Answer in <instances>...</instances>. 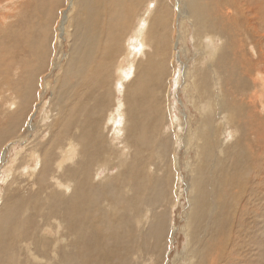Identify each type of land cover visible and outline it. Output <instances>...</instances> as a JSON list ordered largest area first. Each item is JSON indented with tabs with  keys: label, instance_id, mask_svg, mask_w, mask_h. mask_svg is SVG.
Here are the masks:
<instances>
[{
	"label": "rangeland",
	"instance_id": "374dc122",
	"mask_svg": "<svg viewBox=\"0 0 264 264\" xmlns=\"http://www.w3.org/2000/svg\"><path fill=\"white\" fill-rule=\"evenodd\" d=\"M255 2L0 0V264H264Z\"/></svg>",
	"mask_w": 264,
	"mask_h": 264
},
{
	"label": "bare ground",
	"instance_id": "6f19581e",
	"mask_svg": "<svg viewBox=\"0 0 264 264\" xmlns=\"http://www.w3.org/2000/svg\"><path fill=\"white\" fill-rule=\"evenodd\" d=\"M256 2H255V4H256V9L257 8H261V9H263L264 8V0H255ZM250 2H251V0H250ZM117 3V2H116ZM99 4V3H98ZM90 5H86V8H88ZM120 6V5H119ZM95 8H97V3H96V1H94V3L89 7V15H90V13L92 12V10H94ZM123 9V8H122ZM264 19V18H263ZM251 20V19H250ZM249 21V20H248ZM258 21V20H257ZM247 23V22H246ZM250 23V22H249ZM142 24V23H141ZM83 26V25H82ZM259 26V25H258ZM259 28V27H258ZM257 28V29H258ZM88 29V28H87ZM86 29V30H87ZM89 34L90 36L88 37L86 34ZM87 33H85L82 37H83V40L84 41H86V42H88V43H91V41L93 40V39H96V36H95V34L94 33H92L90 30H88L87 31ZM260 33H262V32H260ZM112 35V34H111ZM101 36V35H100ZM4 37V36H3ZM109 37V36H108ZM144 37V36H143ZM259 38H262V37H259ZM11 40V39H10ZM15 40V39H14ZM144 39L142 38V41H143ZM264 40V39H263ZM18 42V41H17ZM13 43H15V42H13ZM149 43V42H148ZM142 45V44H141ZM108 46V45H107ZM19 48V47H18ZM109 50V49H108ZM104 51V50H103ZM105 52V51H104ZM111 52V51H110ZM23 53V52H22ZM100 54V53H99ZM6 64V63H5ZM2 65V64H1ZM0 65V66H1ZM78 67L79 66H81L82 68H83V64L81 63V62H78L77 64H76ZM147 65V64H146ZM99 67H100V65H99V62L96 60V62H95V65H94V67H91V70L93 71V74H94V77L96 78V81H98L97 82V84L99 83V85L97 86V87H95V88H93L92 90H86V92H84L83 94H82V97L80 96V95H77L76 96V98L77 99H81V98H83V100L80 102V103H77L76 105H75V107L74 108H72V109H70V111H69V113H67L68 114V121L66 122V126H65V124H64V127H65V129H64V131H62V132H60L61 134H63V136H65V133L67 134V137H68V139L69 138H71L72 137V134H71V132H70V128L72 127V123L73 122H75L76 121V119L74 118V116H77V118H78V116H79V106L80 105H82V102H88L90 99H91V97H92V95H93V93H95L96 92V90H98V89H103V85L100 87V71H102V67L99 69ZM1 68V67H0ZM143 68H147V67H143ZM97 71V72H96ZM98 71H99V73H98ZM147 71V70H146ZM153 72V71H152ZM147 73V72H146ZM145 73V75H144V73H142V76H141V78H139V79H137V80H133L132 82H133V87L129 90V93H135L137 90H138V88H139V90H140V92L142 93V94H144L145 96H147V97H149V96H151V94H152V90H151V86H149L150 85V80H151V78L147 75ZM1 74V73H0ZM157 75V74H156ZM87 74H86V72H84V74H83V79H81V81H84V80H86L87 79ZM157 77V76H156ZM153 78H154V76H153ZM0 79H2V78H0ZM75 79H77V78H75ZM157 79V78H156ZM158 87H156L155 89H157ZM159 89V88H158ZM106 91H103V92H97V97L95 98V101H96V104H95V106H96V112L94 113V117L92 118V120H95V119H102V117H103V114L105 113H107V115H108V112H107V110H109V107H110V104L109 103H107V93H105ZM125 94H127V96L129 95L128 93H125ZM155 94H157L156 93V91H155ZM115 95V94H114ZM113 98V97H112ZM117 98V97H116ZM116 98H115V101H116ZM118 102V101H117ZM119 104V103H118ZM122 104L123 103H121V104H119L118 106H120V107H122ZM112 107H114V106H112ZM82 108H83V106H82ZM81 108V109H82ZM115 108V107H114ZM114 108H112L111 110H112V112L114 111ZM121 109V108H120ZM116 110V109H115ZM119 111V110H118ZM111 112V113H112ZM121 112H123V111H121ZM111 113H110V115H111ZM114 113V112H113ZM112 113V114H113ZM118 114V113H117ZM119 114H120V112H119ZM124 115V114H123ZM119 116H122L121 114L119 115ZM111 117V116H110ZM152 120H154V119H152ZM155 121V120H154ZM96 122V121H95ZM114 122V121H113ZM156 124V123H155ZM154 124V125H155ZM63 126V125H62ZM229 127V126H228ZM105 129H106V127H104ZM153 128V127H152ZM231 128V127H230ZM154 129V128H153ZM107 130V129H106ZM208 132V131H207ZM214 132V131H213ZM212 132V133H213ZM107 133H108V130H107ZM206 133V132H205ZM131 133H128V136L129 137H131V135H130ZM215 134V133H214ZM207 135V134H206ZM207 137V136H206ZM99 139L101 140L102 139V136L100 135V137H99ZM98 139V137H95L94 139H93V142H95V143H100V140ZM138 141H140V142H142V143H144V139H142L141 137L139 138V139H137ZM223 141V140H222ZM226 141V140H225ZM208 145V144H207ZM236 146H238V145H236ZM3 158H4V154H2L1 155V157H0V159L3 161ZM93 163L92 164H90V165H92V166H99V165H102V167H103V164H106V163H102V161H101V159H100V157H97V158H94L93 159ZM118 161V160H117ZM114 162H112V164H113ZM115 164V163H114ZM113 164V165H114ZM194 166H195V164H193ZM83 168V167H82ZM44 170V169H43ZM105 170H108V168L106 169L105 168ZM230 174V173H229ZM111 180V179H110ZM114 180V179H113ZM134 180H136V178L134 179ZM211 186H212V184H210ZM213 249V248H212ZM208 251V250H207ZM204 263V262H203Z\"/></svg>",
	"mask_w": 264,
	"mask_h": 264
}]
</instances>
